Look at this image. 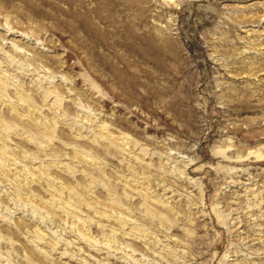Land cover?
<instances>
[{"label":"rangeland","instance_id":"1","mask_svg":"<svg viewBox=\"0 0 264 264\" xmlns=\"http://www.w3.org/2000/svg\"><path fill=\"white\" fill-rule=\"evenodd\" d=\"M0 264H264V0H0Z\"/></svg>","mask_w":264,"mask_h":264}]
</instances>
